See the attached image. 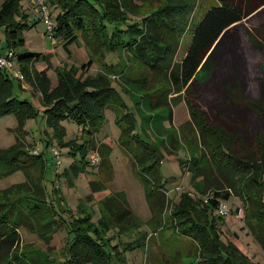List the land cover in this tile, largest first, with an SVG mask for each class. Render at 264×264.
I'll list each match as a JSON object with an SVG mask.
<instances>
[{
	"label": "rangeland",
	"instance_id": "obj_1",
	"mask_svg": "<svg viewBox=\"0 0 264 264\" xmlns=\"http://www.w3.org/2000/svg\"><path fill=\"white\" fill-rule=\"evenodd\" d=\"M16 1L19 13L14 14L13 20L24 39L23 48L42 53L33 66L37 71H44L48 79L47 99L54 101L60 96L67 99L63 93L68 91L60 89L59 68L68 70L74 80L102 74L115 89L114 100L104 110V119L94 132V149L86 150L83 170L72 174V166L82 158V152L74 146L84 144L89 138L85 130L89 122L80 124L68 116L46 123L44 111L48 104L44 101L43 89L23 77L22 66L15 57L11 66L0 67L12 83V96L24 101L16 108H21L20 112L0 115V148L12 145L36 154V159L39 155L38 161L31 159L34 164L26 175L16 171L0 177V202L39 209L30 228L23 225L18 228L20 242L12 256L16 264H68L71 221L84 211L88 217L92 215L91 222H96L100 212L105 214L102 199L115 192L124 195L136 218L128 226H135L128 235L112 229L104 232L102 227H99L100 233L104 239L106 234L112 236L113 245L136 238L139 246L124 250L118 260L113 257L114 264H216L219 259L211 257L216 242L203 229L204 207L214 196L216 185L221 187V192H229L228 199L217 198V208L210 214L220 216L221 239L237 247L249 261L264 264V251L247 225L255 221L249 214L252 209L257 213L255 206L264 193L263 187L257 182L251 183L255 173L249 172L253 169L228 177L234 186L229 187L199 136L203 123L219 128L230 137L233 155L244 161H260L264 141V0H239L250 4L251 14L223 33L194 78L176 90L166 86L159 77L150 76L148 68L129 50L98 49V39L90 29L84 38V33H80L78 41L65 49L58 38L46 31L40 5L35 0ZM192 2L188 23L191 29L182 36L176 60L186 50L193 26L215 5V0ZM133 3L137 4L134 13L144 14L161 6L162 0H133ZM46 6L54 23L59 9L48 0ZM0 39L3 40L1 32ZM86 39L92 43L85 44ZM89 59L90 66L83 70L80 65ZM141 77H145L144 87L138 82ZM165 95L168 106L153 104ZM5 96V89L0 88V100ZM120 102L132 115L131 133L138 134L155 149L151 159L159 158V173L168 197L167 205L159 211H151L138 165L122 143L123 130L117 119H124L125 110L119 107ZM24 106L32 107V112L23 115ZM131 140L133 144L135 139ZM98 146L104 151L110 149L109 181H106V171H98L102 157ZM92 154L99 158L94 164L90 162ZM195 161L196 169L202 170L203 176H191L188 171ZM90 180L102 181L105 188L92 192ZM175 187H180L179 191ZM181 193L186 200L183 205ZM47 199L57 212L61 211V218L52 212ZM191 201L195 203L191 205ZM219 202H226L227 212L218 210ZM106 218L112 220L109 212Z\"/></svg>",
	"mask_w": 264,
	"mask_h": 264
},
{
	"label": "trees",
	"instance_id": "obj_2",
	"mask_svg": "<svg viewBox=\"0 0 264 264\" xmlns=\"http://www.w3.org/2000/svg\"><path fill=\"white\" fill-rule=\"evenodd\" d=\"M48 2L59 9L49 33L58 38L65 49L68 45L78 41L80 33H84V38L86 31L90 29L98 39L99 44L96 45L98 49L103 47L107 51H114L121 47L129 50L137 60L148 68L150 76L159 77V80L165 81V85L173 90L184 87L190 82L223 33L253 11L250 4L246 2L215 0V5L211 6L200 21L193 26L186 50L182 57L176 60L182 36L185 31L191 29L189 24L191 22L190 11L194 4L192 0H162L161 6L144 14L134 13L137 4H134L133 0H48ZM15 13H19L16 0H3L1 2L0 32L3 35V40L0 39V56L7 55L11 51L12 58L15 57L22 66L23 77L43 89V98L48 104L44 111L46 112V123H54L60 117L68 116L80 124L89 122V128L85 129L89 138L85 140L84 144L74 146L82 152L80 161L71 168L72 174H76L78 170L84 168L83 159L86 150L94 149L92 147L95 140L94 132L104 119V110L114 100L115 89L102 74L96 73L93 76H86L82 80H74L68 70L63 71L59 68L57 70L60 89L64 92L68 91L66 94L61 93L66 95L67 99L61 98L62 96L54 101L47 99L48 79L44 71H37L33 66V62L38 60L42 53L23 48L24 39L20 34L18 25L13 20ZM91 43L92 41L85 40V44ZM90 64L91 59L82 63L80 67L87 70ZM4 73L0 69V88L1 90L5 89L6 95L0 100V115L6 112L18 113L21 108L19 110L16 108L24 101L21 100L20 102L12 96V83L8 77L4 76ZM144 78L141 77L138 81L142 87L146 86ZM88 87L91 88L90 91H85L84 89ZM153 104L168 106V97L166 95L165 97L159 96ZM118 105L120 108L124 107L125 110L124 119H117L123 130L122 143L138 165L139 177L145 187L151 211H159L168 202L167 191L164 188L163 178L159 173V165L157 164L159 158L157 156L151 159L156 153L155 149L141 136L131 133L132 115L125 108L124 103L120 102ZM31 112L32 107L30 106L22 108L23 115ZM130 135L132 136L131 139H135L133 144H131L132 140L129 139ZM199 136L204 148L206 147L210 151V158L217 166L218 173L228 181L229 187L234 186L228 177L236 176L238 172H247L253 169V172H249L255 173V176L251 177V183L257 182L263 187L264 192V141L262 142L260 161H244L232 154V141L221 129L212 128L203 123L199 127ZM139 148L141 152H139ZM98 149L102 155L98 171H106L108 175L106 181H109L111 179V166L107 156L110 149L104 151L99 146ZM204 156L202 152L201 157ZM38 157L36 159V154L30 153L26 149H15L12 145L5 149L0 148V177L16 171H21L26 175L30 165L34 164L31 159L36 162ZM180 164L183 167L181 162ZM197 164L195 161L191 168L188 167L191 176H203L202 170L196 169L198 168ZM89 187L92 192H95L104 189L105 185L100 180H90ZM220 188L219 185H216L217 190L213 192L214 196L208 199L204 207L203 218L206 223L203 225V229L210 238H213L212 241L216 242L211 257L219 259L216 264H256L249 261L237 247L231 243L223 242L221 239L220 216L210 215L213 209L217 208L218 197L224 200L229 198V192L227 190L221 192ZM183 193L180 194L181 205L186 202ZM46 201L49 203L52 212L61 218L59 214L61 211L57 212L49 200ZM257 202L258 204L255 206L257 213L252 209L251 215L249 214L255 221L247 225L264 251V193ZM193 203L195 201H191V205ZM36 206L40 208L38 205ZM101 206L105 214L101 215L100 212V217L96 222H91V214L88 217L84 211L79 212L80 208L78 212L81 213V216L71 221L72 237L67 245L69 261L66 263L114 264L115 258L112 259L113 257L118 260L120 253L124 250L139 246L136 243V238L129 243L122 244L120 242L113 245L111 244L112 236L109 237L106 234L104 239L103 234L100 233L101 228L99 227H102L104 232L112 229L117 233L128 235L135 226L132 228L128 226L136 218L128 207L124 195L121 192L108 194L102 199ZM38 210L30 207L22 208L18 204L7 205L6 202H0V264H16L12 256L14 255L13 250L20 242L18 228L21 225L30 228L33 223V216ZM107 212L111 214L112 220L106 218ZM119 244L122 245L120 249ZM228 255H231L232 258H228Z\"/></svg>",
	"mask_w": 264,
	"mask_h": 264
},
{
	"label": "built area",
	"instance_id": "obj_3",
	"mask_svg": "<svg viewBox=\"0 0 264 264\" xmlns=\"http://www.w3.org/2000/svg\"><path fill=\"white\" fill-rule=\"evenodd\" d=\"M39 5H40V10H41V14H42V20L46 25V31L50 32L53 26V22L51 20V18L49 17V13H48V8L46 6V0H35ZM12 52L9 51L7 53V55H3L0 56V67H8L11 66V62H12ZM34 153H37L36 151ZM98 156L97 154H92L90 162L92 164H94L97 160H98ZM180 187H175V190L179 191ZM218 210L220 212H227L228 211V207L226 202H219L218 203Z\"/></svg>",
	"mask_w": 264,
	"mask_h": 264
},
{
	"label": "crops",
	"instance_id": "obj_4",
	"mask_svg": "<svg viewBox=\"0 0 264 264\" xmlns=\"http://www.w3.org/2000/svg\"><path fill=\"white\" fill-rule=\"evenodd\" d=\"M88 69V68H87ZM87 72V71H86Z\"/></svg>",
	"mask_w": 264,
	"mask_h": 264
}]
</instances>
